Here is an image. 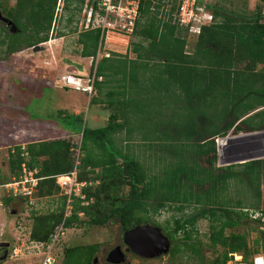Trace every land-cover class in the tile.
<instances>
[{
  "label": "trees",
  "instance_id": "obj_1",
  "mask_svg": "<svg viewBox=\"0 0 264 264\" xmlns=\"http://www.w3.org/2000/svg\"><path fill=\"white\" fill-rule=\"evenodd\" d=\"M57 2L15 0L10 8L0 3L1 15L17 30L11 34L0 22L3 60L49 40ZM73 2L79 4L76 8L80 10L82 0ZM70 3L65 0V9ZM263 5L264 0H258L249 15L227 9L218 2L209 5L217 22L201 29L192 52L186 51L187 30L160 14L159 4L150 0L140 3L132 37L135 41L129 44L134 59L111 53L109 58L95 62L100 32L79 33L80 57L93 60L92 70L96 78H101L95 82V89L98 96L105 98L91 99L90 103L102 102L109 115L104 127L90 129L84 125L81 115L72 120L66 112H58L62 121L70 119L81 134L83 157L78 181L86 183L81 190L83 199L74 198L69 218L63 222L65 229L104 227L109 223L118 224L121 231L140 225L156 226L149 216L166 208L180 216L173 217L171 226L167 225L163 232L172 239L182 232L185 246H193L189 242L197 239V222L207 221L208 248L221 249L214 264H226L231 254L240 255L243 263L250 264L254 255L261 250L264 253V230L251 247L247 235L234 230L250 220L248 211H260L264 216L260 192L264 161L257 159L218 167L213 141L232 128L236 132L264 129V109L249 115L264 107ZM152 82L156 85L152 88L168 96L169 93L181 95L188 108L215 111L210 128L203 131L189 128L183 141L165 136L164 148L169 157L155 172L115 142V136L124 132L126 136L121 143L127 145L126 138L130 139L136 132L133 118L141 114L134 95L147 96L146 83ZM138 129L144 135L142 141L161 138L155 127ZM145 131L151 139L146 138ZM72 147V137L66 135L8 150L10 177L17 176L20 165L25 163L28 169L37 170L38 177L44 178L38 183L34 198L58 197L53 210L33 216L29 241L48 242L63 221L66 198L60 195L52 177L72 170ZM11 200L5 198L3 203ZM252 222L261 223L260 219ZM97 250V245L67 248L62 264H91Z\"/></svg>",
  "mask_w": 264,
  "mask_h": 264
},
{
  "label": "rangeland",
  "instance_id": "obj_2",
  "mask_svg": "<svg viewBox=\"0 0 264 264\" xmlns=\"http://www.w3.org/2000/svg\"><path fill=\"white\" fill-rule=\"evenodd\" d=\"M70 1L68 8L65 9V0H58L49 40L37 45L42 48L40 51H33L30 48L15 53L6 60L0 57V174L3 178L9 176L7 169L9 149L17 145L24 146L66 135L71 136L73 142H77L80 138L79 129L72 125L70 119L74 120L78 115H81L87 128L97 129L106 125L109 115L106 106L100 101L90 103L91 99L105 100L102 95L98 96L97 91L89 98L83 93L61 90L55 85L54 80L57 75L63 72L77 74V63L81 64L79 63L81 46L78 45L77 40L82 31L80 27L82 13L81 9L76 8L79 4ZM213 2L237 11H251L258 4V0H214ZM0 3L10 8L13 7L15 0H0ZM5 27L10 32L11 28L6 25ZM59 34L61 37H58ZM131 40L135 41V39ZM195 40L194 37H187V52H191ZM101 50L102 54L115 53L113 50H118L121 56L135 58L130 45L126 50L114 46H107ZM100 58L98 57L95 62ZM83 66V72H86L85 64ZM88 68L87 74H93L91 60ZM151 84L146 83L147 96L134 95L138 113L141 114L133 118V126H137L136 132L130 139L126 138L127 145L121 143L126 136L123 132L115 136V142L122 149H129L130 153L155 172L169 157L167 149L164 148L167 144L165 136L169 135L174 139L179 137L183 141V135L189 128L201 131L210 128V122L215 119V111L212 108H188L181 95L169 93L168 96L164 91H158L154 82ZM59 111L66 112L70 119L62 121L58 116ZM141 127L147 129L155 127L157 135L161 136L160 140L142 141L144 135L138 129ZM145 132H147L146 138L151 139L148 131ZM234 132L240 133V131ZM151 144L152 147H149ZM5 198L0 193V243L9 244V253L1 264H36L38 257L27 249L30 247L29 232L32 218L34 215L53 210L58 203V197L54 195L45 198L36 197L32 200L13 199L8 204H4ZM261 208L264 209V203L261 204ZM178 216L180 214L174 210L165 208L149 218L156 225L155 227L164 231L167 225L171 226L173 217ZM196 228L205 261L208 263L212 258H218L221 249L213 252L207 249V221L199 220ZM234 230L238 234H246L251 247L253 241L259 239L260 232L264 230V223L248 220L240 223ZM121 233L116 223H109L104 227L76 226L66 229L56 247L57 264H62L63 252L67 248L97 245L100 254L113 246L115 239ZM16 247H19L21 252L17 257H10L13 248ZM2 253L3 250L0 255Z\"/></svg>",
  "mask_w": 264,
  "mask_h": 264
},
{
  "label": "built area",
  "instance_id": "obj_3",
  "mask_svg": "<svg viewBox=\"0 0 264 264\" xmlns=\"http://www.w3.org/2000/svg\"><path fill=\"white\" fill-rule=\"evenodd\" d=\"M153 4H159V12L171 18V22L178 27L187 30L190 37L196 38L203 27L211 26L217 21L209 9L214 0H150ZM141 0H83L80 9L82 18L80 22L81 32L97 30L100 32L99 45L96 59L109 58L112 53H101V48L114 46L127 49L133 37L136 21L139 17ZM172 7L174 10L172 11ZM264 15V5L262 8ZM115 54H120L118 50ZM100 58V59H101ZM50 65L49 63H45ZM96 78L93 74L78 75L71 72H63L55 77V85L60 89L72 90L87 95L89 98L95 93ZM77 142H73L74 166L64 175L52 177L59 188L60 195L66 198L63 221L58 225L50 239L46 243L30 241V249L36 257V264H57L56 247L59 239L64 234L63 222L69 218L74 198L83 199L81 190L86 186L85 182L78 181L79 169L83 153L81 152V134ZM242 139H245L244 141ZM217 166L222 167L228 158L237 156L241 152L262 153L259 159L264 161V129L253 132L235 133L233 128L224 135L213 138ZM24 146H22L23 148ZM230 155V156H228ZM44 178L37 176V170H30L25 163L20 165L17 176L3 178L0 174V193L6 198L32 200L38 183ZM261 198L264 202V169L260 185ZM245 212L247 210H244ZM82 216V213L79 214ZM250 220L260 219L264 223V216L260 211H248ZM21 252L19 247L13 248L10 257H17ZM231 259L226 264L243 263L238 254H231ZM238 256V258H237ZM250 264H264V253L254 255Z\"/></svg>",
  "mask_w": 264,
  "mask_h": 264
},
{
  "label": "water",
  "instance_id": "obj_4",
  "mask_svg": "<svg viewBox=\"0 0 264 264\" xmlns=\"http://www.w3.org/2000/svg\"><path fill=\"white\" fill-rule=\"evenodd\" d=\"M0 22L11 28L9 33L13 34L17 32L14 25L2 15H0ZM32 49L33 51H40L42 48L40 46H35ZM261 156H263L262 153L241 152L237 156L226 159L223 163L225 166L242 164L248 161L257 160ZM123 244L134 254L143 258H152L158 254H165L169 249V240L162 234L158 227L151 225H140L127 230L123 234ZM0 248L4 249L3 253L0 255L1 264L8 257L9 244L0 243ZM112 255H118L120 257V249L117 247L113 252L109 253L106 259L109 263H117L118 261H115L114 258H112Z\"/></svg>",
  "mask_w": 264,
  "mask_h": 264
},
{
  "label": "flooded vegetation",
  "instance_id": "obj_5",
  "mask_svg": "<svg viewBox=\"0 0 264 264\" xmlns=\"http://www.w3.org/2000/svg\"><path fill=\"white\" fill-rule=\"evenodd\" d=\"M125 232L126 231H122L121 235L115 239L113 246L109 247L107 250L100 252V254L97 250L91 264H214L215 258H212L208 263L205 261L198 239L189 242L190 244H193V246H185L186 240L182 237V232H178L177 237L172 239L170 238L171 236L161 231L169 240V249L167 253L158 254L152 258L140 257L128 249L123 244V234ZM117 247L120 249L121 256L112 255V258L118 262H107L106 259L109 253L113 252ZM207 249L208 251L213 252L208 246Z\"/></svg>",
  "mask_w": 264,
  "mask_h": 264
},
{
  "label": "crops",
  "instance_id": "obj_6",
  "mask_svg": "<svg viewBox=\"0 0 264 264\" xmlns=\"http://www.w3.org/2000/svg\"><path fill=\"white\" fill-rule=\"evenodd\" d=\"M222 5V4H221ZM227 8V7H226ZM227 9H230V8H227ZM255 9V8H254ZM230 10H234V9H230ZM234 11H236V12H240V13H245L246 15H249L251 12H253V10H251V11H249V10H242V11H237V10H234ZM195 44H196V40H195V43H194V46H195ZM194 46H193V48H192V50H191V52L193 51V49H194ZM80 58V62L79 63H81V64H78L77 63V65H78V67L76 68L77 69V74L78 75H86L87 74V70L89 69L88 68V66H89V60H91V61H93L91 58H81V57H79ZM85 64V67L87 68V70H86V72H83V65ZM93 72H95V70H93ZM61 90H67V89H61ZM69 91V90H68ZM70 91H72V90H70ZM96 91V90H95ZM121 100V99H120ZM262 109H264V107L263 108H259V109H257V110H255L254 112H252V113H250L249 115H251V114H254V113H256L257 111H260V110H262ZM77 114V113H76ZM248 115V116H249ZM247 117V116H246ZM124 133V132H123ZM52 139V138H51ZM37 142H39V141H37Z\"/></svg>",
  "mask_w": 264,
  "mask_h": 264
},
{
  "label": "bare ground",
  "instance_id": "obj_7",
  "mask_svg": "<svg viewBox=\"0 0 264 264\" xmlns=\"http://www.w3.org/2000/svg\"><path fill=\"white\" fill-rule=\"evenodd\" d=\"M243 141L245 140V139H242ZM237 258H238V256H237Z\"/></svg>",
  "mask_w": 264,
  "mask_h": 264
}]
</instances>
